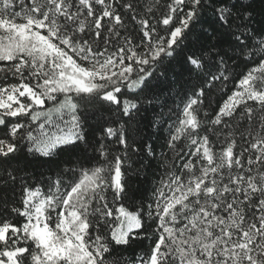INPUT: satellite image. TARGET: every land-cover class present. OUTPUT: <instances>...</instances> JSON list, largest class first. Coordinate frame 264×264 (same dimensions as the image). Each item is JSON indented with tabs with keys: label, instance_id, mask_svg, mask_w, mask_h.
I'll return each mask as SVG.
<instances>
[{
	"label": "snow or ice",
	"instance_id": "6c2138e0",
	"mask_svg": "<svg viewBox=\"0 0 264 264\" xmlns=\"http://www.w3.org/2000/svg\"><path fill=\"white\" fill-rule=\"evenodd\" d=\"M0 264H264V14L0 0Z\"/></svg>",
	"mask_w": 264,
	"mask_h": 264
},
{
	"label": "trees",
	"instance_id": "16d2710c",
	"mask_svg": "<svg viewBox=\"0 0 264 264\" xmlns=\"http://www.w3.org/2000/svg\"><path fill=\"white\" fill-rule=\"evenodd\" d=\"M248 2L253 3V7L258 14V17L260 14H264V2L262 0H248ZM166 135V132H165ZM145 138L151 137L149 139V143H151L153 140H155V137L152 136V130H145L144 133ZM162 142V141H160ZM145 164L149 165L147 167H143L141 170V173L139 176H134L133 177V187L134 188H139L141 190V193L144 194L145 196L149 197L151 196V189L153 187V169L155 168L154 163H151L148 161V159L145 157L144 158ZM138 168L141 167L140 164L136 165Z\"/></svg>",
	"mask_w": 264,
	"mask_h": 264
}]
</instances>
